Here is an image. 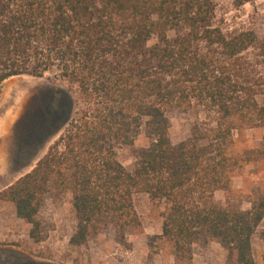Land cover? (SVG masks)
<instances>
[{
    "label": "trees",
    "instance_id": "16d2710c",
    "mask_svg": "<svg viewBox=\"0 0 264 264\" xmlns=\"http://www.w3.org/2000/svg\"><path fill=\"white\" fill-rule=\"evenodd\" d=\"M49 72L68 87L66 127L0 191L32 235L51 189L71 193L74 245L108 225L124 240L141 227L135 200L146 195L162 207L156 239L176 259L217 241L237 264L254 263L264 197L240 209L216 193L230 191L243 163L264 159V141L232 150L235 132L264 127V34L215 0H0V85ZM178 111L192 121L173 143Z\"/></svg>",
    "mask_w": 264,
    "mask_h": 264
},
{
    "label": "rangeland",
    "instance_id": "374dc122",
    "mask_svg": "<svg viewBox=\"0 0 264 264\" xmlns=\"http://www.w3.org/2000/svg\"><path fill=\"white\" fill-rule=\"evenodd\" d=\"M215 1L226 9L228 17L245 21L264 34V0H253L239 9L231 6L232 0ZM9 87L11 92H7ZM67 90V84L55 72L46 73L41 78L32 77L31 81L21 79L13 85L3 81L0 85V117L11 110L8 127L19 119L9 135L0 139V191L30 173L63 133L67 118ZM191 121L192 117L187 113L171 114L173 143L189 135ZM263 141L264 127L241 129L234 134L233 153L240 155ZM143 142L141 137L136 144ZM120 158L124 163L130 162L126 152H122ZM230 187L228 193H216L218 202L248 209L254 198L264 197V159L238 167L232 175ZM135 209L141 227L128 233L124 240H119L114 227L108 225L89 235L85 243L74 245L69 241L75 230V218L68 190L51 189L45 194L37 213L39 227L36 235H32L31 224L16 216L13 203L1 201L0 264H237L217 241L194 244L189 261L176 259L169 244L156 239L161 232L162 207L146 195H139ZM258 225L251 239L253 264H264V242L260 236L264 230V217Z\"/></svg>",
    "mask_w": 264,
    "mask_h": 264
},
{
    "label": "bare ground",
    "instance_id": "6f19581e",
    "mask_svg": "<svg viewBox=\"0 0 264 264\" xmlns=\"http://www.w3.org/2000/svg\"><path fill=\"white\" fill-rule=\"evenodd\" d=\"M12 79H15V80H12ZM21 79H27V80H30L32 79V76L29 77V76H26V75H20V76H13V77H10L6 80H4V82L7 83V85H13V83L17 80H21ZM10 80V81H9ZM20 84V83H19ZM12 90V89H11ZM10 90V87L7 89V92H11ZM8 94V93H7ZM12 94V93H11ZM8 96V95H6ZM11 98H9L10 100ZM8 103V102H7ZM11 110H8L6 111L1 117H0V136L3 135V129L5 128V125L10 123L11 121Z\"/></svg>",
    "mask_w": 264,
    "mask_h": 264
},
{
    "label": "crops",
    "instance_id": "0c3cea01",
    "mask_svg": "<svg viewBox=\"0 0 264 264\" xmlns=\"http://www.w3.org/2000/svg\"><path fill=\"white\" fill-rule=\"evenodd\" d=\"M28 76V75H27ZM8 111V110H7ZM5 112V111H4ZM4 114V113H3ZM18 121H19V119L17 118L16 120H15V122L12 124V126L11 127H8L9 126V124L11 123H8V124H6L5 125V128L3 129V135L2 136H0V139H3L4 137H6L7 135H9V133L8 132H10V130L15 126L16 127V125L18 124Z\"/></svg>",
    "mask_w": 264,
    "mask_h": 264
}]
</instances>
